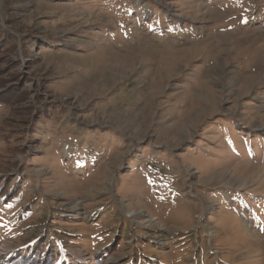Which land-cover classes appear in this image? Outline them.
Masks as SVG:
<instances>
[{"label":"rangeland","instance_id":"obj_1","mask_svg":"<svg viewBox=\"0 0 264 264\" xmlns=\"http://www.w3.org/2000/svg\"><path fill=\"white\" fill-rule=\"evenodd\" d=\"M0 34V264H264V0H0Z\"/></svg>","mask_w":264,"mask_h":264},{"label":"trees","instance_id":"obj_2","mask_svg":"<svg viewBox=\"0 0 264 264\" xmlns=\"http://www.w3.org/2000/svg\"><path fill=\"white\" fill-rule=\"evenodd\" d=\"M1 36L0 34V37ZM1 97L0 99L2 102L9 103V93L3 94ZM4 194H6V192H4ZM38 251L35 250L31 255L17 253L10 259L9 264H53V257L50 254L48 256L44 255L42 259L38 260Z\"/></svg>","mask_w":264,"mask_h":264}]
</instances>
